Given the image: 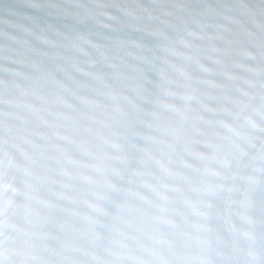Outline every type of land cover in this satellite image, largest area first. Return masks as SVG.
Segmentation results:
<instances>
[{
    "label": "snow or ice",
    "instance_id": "obj_1",
    "mask_svg": "<svg viewBox=\"0 0 264 264\" xmlns=\"http://www.w3.org/2000/svg\"><path fill=\"white\" fill-rule=\"evenodd\" d=\"M0 264H264V0H0Z\"/></svg>",
    "mask_w": 264,
    "mask_h": 264
}]
</instances>
